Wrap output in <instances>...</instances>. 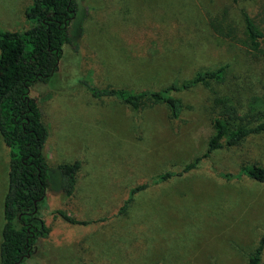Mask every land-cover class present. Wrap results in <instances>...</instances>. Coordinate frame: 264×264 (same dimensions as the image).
Masks as SVG:
<instances>
[{
  "label": "rangeland",
  "instance_id": "obj_1",
  "mask_svg": "<svg viewBox=\"0 0 264 264\" xmlns=\"http://www.w3.org/2000/svg\"><path fill=\"white\" fill-rule=\"evenodd\" d=\"M31 3L0 0V30L31 26L25 16ZM76 3L58 71L29 89L49 130L51 171L40 208L50 232L36 239L27 264H244L264 234V182L239 172L242 166L264 168V134L215 150L197 167L130 198L128 193L158 173H179L206 151L214 92L241 112L264 110V57L210 24L234 19L243 25L246 11L264 29V0ZM72 42L79 45L75 53ZM219 65H227L222 83L173 93L183 103L178 118L164 104L133 108L113 96L92 97L78 83L84 78L98 88L157 89ZM9 154L0 136V242ZM75 160L81 161L75 197L67 200L57 189L56 166ZM56 209L87 223L65 221Z\"/></svg>",
  "mask_w": 264,
  "mask_h": 264
},
{
  "label": "trees",
  "instance_id": "obj_2",
  "mask_svg": "<svg viewBox=\"0 0 264 264\" xmlns=\"http://www.w3.org/2000/svg\"><path fill=\"white\" fill-rule=\"evenodd\" d=\"M77 8L76 0H32L25 10L31 26L23 30H0V136L10 148L8 185L3 200L0 264H27V259L34 253L36 239L46 237L50 232L40 211L50 185L51 168L45 155L49 130L39 105L29 95V89L35 82H50L58 71L62 46L71 42L67 28L72 19L77 18ZM242 14L243 25L234 19H213L210 24L219 35L230 39L240 38L252 54L264 57V29L248 12L243 11ZM82 32L81 28L80 35ZM71 46L74 53L79 48L78 42H72ZM226 66L197 70L188 79L173 80L161 88L140 91L111 85L98 88L84 78L79 79L78 83L92 97L113 96L133 108L145 104H164L170 116L178 118L183 112V103L173 93L189 90L196 85L211 87L212 82L222 83ZM214 94L209 102L213 134L206 151L187 163L179 173L167 170L130 188L128 198L149 185L197 167L203 158L215 150L236 147L249 136L264 134V110L241 112L229 97ZM80 165L81 161L75 160L56 166L60 178L57 189L67 200L75 197V176ZM241 174L264 182V168L261 166H242ZM128 198L125 204L130 200ZM123 210L124 207L120 208V211ZM54 213L73 224L87 223L70 218L61 209L54 210ZM263 248L264 234L244 264H264Z\"/></svg>",
  "mask_w": 264,
  "mask_h": 264
}]
</instances>
